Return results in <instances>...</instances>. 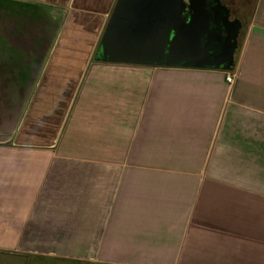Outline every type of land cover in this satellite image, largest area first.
Instances as JSON below:
<instances>
[{
	"label": "crops",
	"instance_id": "1",
	"mask_svg": "<svg viewBox=\"0 0 264 264\" xmlns=\"http://www.w3.org/2000/svg\"><path fill=\"white\" fill-rule=\"evenodd\" d=\"M115 1L0 0V251L264 264V0L230 86L101 62Z\"/></svg>",
	"mask_w": 264,
	"mask_h": 264
},
{
	"label": "water",
	"instance_id": "2",
	"mask_svg": "<svg viewBox=\"0 0 264 264\" xmlns=\"http://www.w3.org/2000/svg\"><path fill=\"white\" fill-rule=\"evenodd\" d=\"M228 12L220 0H116L96 56L109 64L226 72L242 26Z\"/></svg>",
	"mask_w": 264,
	"mask_h": 264
},
{
	"label": "rangeland",
	"instance_id": "3",
	"mask_svg": "<svg viewBox=\"0 0 264 264\" xmlns=\"http://www.w3.org/2000/svg\"><path fill=\"white\" fill-rule=\"evenodd\" d=\"M231 13V17L238 19L241 22V31L239 33L238 43L242 41L245 34V29L248 23V16L252 11L255 0H221ZM238 49L234 53L236 57ZM0 264H73L49 259H38L32 256H22L0 251Z\"/></svg>",
	"mask_w": 264,
	"mask_h": 264
},
{
	"label": "built area",
	"instance_id": "4",
	"mask_svg": "<svg viewBox=\"0 0 264 264\" xmlns=\"http://www.w3.org/2000/svg\"><path fill=\"white\" fill-rule=\"evenodd\" d=\"M234 81V73L233 72H225V82L227 85H232Z\"/></svg>",
	"mask_w": 264,
	"mask_h": 264
},
{
	"label": "trees",
	"instance_id": "5",
	"mask_svg": "<svg viewBox=\"0 0 264 264\" xmlns=\"http://www.w3.org/2000/svg\"><path fill=\"white\" fill-rule=\"evenodd\" d=\"M254 4H255V3H254ZM253 7H254V5H253ZM251 15H252V12H251V13L249 14V16H248V21L250 20ZM238 45H241V43L239 42ZM238 45H237V49H238ZM237 49H236V50H237ZM235 66H236V58L234 57L233 65H232L231 68H230L228 71H226V72H233V71L235 70Z\"/></svg>",
	"mask_w": 264,
	"mask_h": 264
},
{
	"label": "flooded vegetation",
	"instance_id": "6",
	"mask_svg": "<svg viewBox=\"0 0 264 264\" xmlns=\"http://www.w3.org/2000/svg\"><path fill=\"white\" fill-rule=\"evenodd\" d=\"M220 4L221 5H223V6H225L222 2H221V0H220ZM226 7V6H225ZM227 8V7H226ZM229 11V10H228ZM229 13V20H233V19H235V18H233V17H231V13L230 12H228ZM241 31V30H240ZM240 33V32H239ZM224 35V34H223ZM238 38H239V36H238Z\"/></svg>",
	"mask_w": 264,
	"mask_h": 264
}]
</instances>
